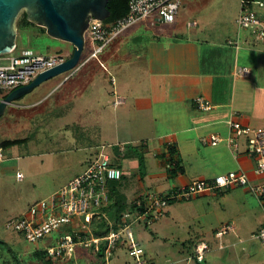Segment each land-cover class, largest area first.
Returning a JSON list of instances; mask_svg holds the SVG:
<instances>
[{
  "label": "crops",
  "instance_id": "obj_1",
  "mask_svg": "<svg viewBox=\"0 0 264 264\" xmlns=\"http://www.w3.org/2000/svg\"><path fill=\"white\" fill-rule=\"evenodd\" d=\"M253 9L264 18V8L254 5ZM240 10L239 7L236 24ZM141 24L152 34L143 43L137 34ZM199 27L197 21L185 24L179 18L169 25L143 20L115 38L96 57L93 56L95 45L88 39L79 66L48 93L66 87L59 103L69 106L72 99L83 96L86 88L91 87L89 111L96 136L100 131L99 123L111 122L114 126L112 134L107 136L115 146L114 151L108 153L111 159L117 147L125 150L126 146L136 147L127 161L142 158L145 164L149 156L156 158L157 167L153 168L150 163L144 168L147 185L139 181L143 179L137 173L138 187L125 184L129 175L124 171L121 187L131 191L130 194L122 192L121 188L120 191L129 203L149 194L162 195L187 187L196 180H212L240 171H244L253 184L263 181L255 176L254 160L246 154L245 148L233 152L227 138L231 120L264 128V43L247 30L237 33L230 30L225 37L213 39L202 35L204 28ZM129 40L140 41L137 61L132 68L119 66L118 79L111 76L108 63L118 57L121 44ZM73 52L74 48L64 56L68 59ZM122 60L123 64L127 63L126 59ZM244 68L249 71L246 77L239 74ZM101 71L106 77L102 83L94 79ZM112 71L116 72L114 68ZM198 97L206 98L212 109L199 110L195 104ZM37 103L24 105L28 107L25 110L37 109ZM211 136H219L222 141L217 146L204 145L203 140ZM169 144L176 147L184 169V173L176 177L170 176L165 160ZM0 152L4 156L2 149ZM93 160L94 157L86 162L88 165L82 173ZM210 216L219 220L217 228L213 227L214 220L208 221ZM161 220L171 223L173 235L183 231L188 235L183 242L191 244L194 253L188 257L187 264L195 259V250L201 243L207 244L210 251L204 261L196 260L198 264H217L218 255L223 257L236 244L230 243L231 238L225 239L238 234L240 227L258 239L264 225V203L247 188L236 187L222 194L209 193L188 202L173 203L158 221ZM225 225H232L234 231L219 240L214 231ZM196 227H199L198 232ZM87 253L95 255L88 251L83 255ZM144 261L148 264L145 251Z\"/></svg>",
  "mask_w": 264,
  "mask_h": 264
},
{
  "label": "rangeland",
  "instance_id": "obj_2",
  "mask_svg": "<svg viewBox=\"0 0 264 264\" xmlns=\"http://www.w3.org/2000/svg\"><path fill=\"white\" fill-rule=\"evenodd\" d=\"M181 2L179 20L185 24L189 21H197L200 24L199 28H204L202 35L206 37L221 39L225 37L227 31L233 30L235 33L242 31L236 24L241 0H181ZM24 13L21 12L17 20V47L10 55L19 56L24 51H33L43 56L61 55L68 60L70 57L67 59L64 54L68 50H73L71 44L55 40L35 28L23 31L19 29L18 24L23 19ZM140 27L137 34L140 35V41L143 43L152 34L143 24ZM86 38L89 39L88 34ZM139 42L129 40L128 43L121 44L122 49L119 50L118 57L108 63L111 76L119 79V66L133 67V62L137 61L139 53L137 47ZM122 59H126L127 63L123 64ZM117 61L122 62L119 64ZM4 65H7V62H0V66ZM113 68L116 72L112 71ZM67 74L44 82L32 93L8 106L5 114L0 118V145L6 141L24 140L9 149H2L4 162H0V264H45L44 261L35 258L33 253L52 246V240L30 243L22 234L9 228L8 223L25 215L35 203L68 185L76 175L82 173L88 165V160L93 157L95 159L101 151L106 153L114 151L115 146L112 145L114 143L107 137L114 131L113 123L104 121L99 123L98 136H96V128L93 129L92 115L89 111L91 87L86 88L87 91L83 96L72 99L69 106L59 103L60 95L65 92L66 87L62 89L58 87L48 95L67 77ZM98 75L94 79L96 81L98 79L101 83L105 82L103 71ZM30 103H37L38 108L25 110L28 107L24 105ZM240 144H243L241 148L244 150L246 147L244 138L240 139ZM145 162L144 164L143 159L122 161V168L129 175L125 184L131 183L135 188L140 182H145L144 185H147L148 180L144 178L146 171L139 172V170L144 169L143 166L148 168L150 163L155 168L157 162L153 155ZM133 168L138 169L133 171ZM148 172L150 174L149 170ZM136 173L143 179L142 181L139 179V182L135 178ZM18 174L23 175L22 180L18 179ZM121 190L127 194L131 191L124 187H121ZM212 220H214L213 227L217 228L219 220L210 216L208 221ZM132 229L136 240L145 251L148 264L150 262L187 264L188 257L194 253L192 245L183 242L188 238L186 232L173 235L174 232L171 231L174 227L171 223L162 220L141 221L134 224ZM195 230L198 232L199 227ZM56 236L57 234L53 238ZM229 238H231L230 243L236 244L232 249L229 248L223 257L218 255L217 264H264V245L252 233L248 234V230L240 227L238 234L228 236L225 240ZM92 255L91 253L83 255V252L78 250L74 257L66 261H53L54 264H135L127 244L117 245V250L113 252L111 261L108 262L103 257ZM189 264H198V262L194 259Z\"/></svg>",
  "mask_w": 264,
  "mask_h": 264
},
{
  "label": "built area",
  "instance_id": "obj_3",
  "mask_svg": "<svg viewBox=\"0 0 264 264\" xmlns=\"http://www.w3.org/2000/svg\"><path fill=\"white\" fill-rule=\"evenodd\" d=\"M254 5L262 9L264 0H241L237 25L242 30L253 32L257 40L264 43V18L253 9ZM181 7V0H130L128 14L114 24L93 20L86 33L89 41L95 45L93 56L103 52L115 38L140 21L151 19L164 25L175 23ZM65 61L61 55L43 56L33 51H24L19 56H0V62H7V65L0 66V102L13 91L29 85L40 74L60 66ZM239 74L246 77L249 71L244 68ZM195 104L202 111L212 109L210 102L204 97L196 98ZM228 126V146L233 152H240V139H245V152L254 160V174L263 179L262 182L253 184L244 171L221 175L212 180H196L187 187L173 189L162 195L144 196L137 202L139 207L145 205L144 213L134 216L128 210L120 216L121 221L115 223L101 209L112 202L109 183L120 181L124 170L113 164L108 153L101 151L82 174L48 198L32 205L22 217L11 220L8 227L33 244L52 240L53 245L43 249L51 260L66 261L74 257L78 250L98 254L102 245L105 246V260H110L117 245L127 244L135 264H145L144 250L136 240L132 226L140 220L153 222L162 219L171 204L188 202L209 193L222 194L236 187L247 188L264 203V128L245 125L235 120L229 121ZM221 141V137L211 136L205 138L203 144L217 146ZM2 157L0 152V162L3 161ZM18 179L22 180L23 175L18 174ZM101 217L108 221L111 230L104 237H96L92 234L90 225L95 218ZM65 228H72V233H63ZM233 231L232 225L222 226L216 232V237L221 240ZM257 237L264 245V225ZM209 251V246L201 243L195 250V259L198 262L204 261Z\"/></svg>",
  "mask_w": 264,
  "mask_h": 264
},
{
  "label": "water",
  "instance_id": "obj_4",
  "mask_svg": "<svg viewBox=\"0 0 264 264\" xmlns=\"http://www.w3.org/2000/svg\"><path fill=\"white\" fill-rule=\"evenodd\" d=\"M109 0H0V56L17 47V20L25 12L29 22L46 30V34L74 48L71 58L60 66L40 74L32 83L10 93L0 102V118L8 106L23 99L37 87L55 77L74 71L86 46V33L93 20L111 17ZM1 150V147H0Z\"/></svg>",
  "mask_w": 264,
  "mask_h": 264
},
{
  "label": "trees",
  "instance_id": "obj_5",
  "mask_svg": "<svg viewBox=\"0 0 264 264\" xmlns=\"http://www.w3.org/2000/svg\"><path fill=\"white\" fill-rule=\"evenodd\" d=\"M129 3H130V0H109L108 8L110 10L111 17L105 22L107 24L112 25L118 20L124 18L128 14ZM18 25L21 31L35 28V29H38L42 34H46L45 29L38 27L36 24L29 22L27 15L25 13H24L23 19L21 20V22H19ZM23 141L24 140H21V141L18 140V141H12V142L6 141L2 143L0 147L1 149H9L12 146L16 145L17 143L23 142ZM135 149L136 147H127L125 148V150H122L121 148L117 147L116 152H115V157H112L113 164L122 168V161H124L125 159H129L131 156H133ZM141 160L142 158H140V161ZM165 160L168 166L170 167L171 177H176L178 174L184 173V169L180 164L179 154L175 146L173 145L169 146L168 155L166 156ZM143 165L144 164L142 163V166ZM143 168L145 167L143 166ZM143 170L144 169H141L140 171L142 172ZM124 178L125 177L123 175L120 181H112L109 183V189H110L112 202L108 206L101 209L104 213H106L109 216L110 220L114 221L115 223L120 222L121 221L120 216L128 210L131 211L134 216L135 215L138 216L144 213V211L146 210L145 205L140 206V207L138 206L137 202L140 199L133 201L131 203L127 202L126 196L120 191ZM141 221H145V220H140L139 222ZM90 229L92 231V234L96 237H104L111 230L108 221L103 217H101L100 219L95 218L92 224L90 225ZM63 233L71 234L72 228H65L63 230ZM104 250H105V246L102 245L100 252L95 255H97L98 257H103L104 259ZM80 251L84 252L85 250H80ZM88 252H92V251H88ZM33 255L35 258L41 261H44L45 264H54L53 260L47 258V254L44 250L36 251L33 253ZM143 258H144V255H143Z\"/></svg>",
  "mask_w": 264,
  "mask_h": 264
}]
</instances>
